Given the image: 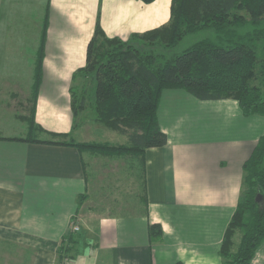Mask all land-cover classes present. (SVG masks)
<instances>
[{"label":"crops","instance_id":"0c3cea01","mask_svg":"<svg viewBox=\"0 0 264 264\" xmlns=\"http://www.w3.org/2000/svg\"><path fill=\"white\" fill-rule=\"evenodd\" d=\"M170 2L0 0V243L27 253L16 264H56L60 241L70 232L77 243L68 264H221L242 165L264 134L263 115L244 116L232 99L163 90L157 120L167 142L144 151L145 204L136 182L135 205L114 216L92 207L88 195L100 188L98 173L111 162L51 143L95 141L74 124L69 90L97 21L106 36L126 41L166 24ZM39 53L37 141H30ZM150 224H159V242L149 241ZM250 264H264V242Z\"/></svg>","mask_w":264,"mask_h":264},{"label":"trees","instance_id":"16d2710c","mask_svg":"<svg viewBox=\"0 0 264 264\" xmlns=\"http://www.w3.org/2000/svg\"><path fill=\"white\" fill-rule=\"evenodd\" d=\"M206 30L212 35L169 55L168 49L184 37ZM40 54L29 99L30 141H37L32 137L37 130L34 105ZM166 89H182L199 100L232 99L244 116H264V0H171L166 24L126 41L106 36L97 21L85 65L74 73L69 90L74 124L81 113L91 111V122L125 135L126 143L71 138L51 143L74 146L80 153L127 165L145 204L144 151L167 142L157 120L160 96ZM242 170V190L219 248L221 264H250L264 242V134ZM148 236L151 243L162 239L159 224L149 225ZM76 243L73 232L61 239L56 264L69 263Z\"/></svg>","mask_w":264,"mask_h":264},{"label":"rangeland","instance_id":"374dc122","mask_svg":"<svg viewBox=\"0 0 264 264\" xmlns=\"http://www.w3.org/2000/svg\"><path fill=\"white\" fill-rule=\"evenodd\" d=\"M210 34L212 35V32L206 30L188 35L184 37L175 47L168 49V53L169 55L180 53L194 42L203 37L210 36ZM93 117V113L88 110L81 113L80 117H78V123L76 125L80 127L79 129L83 137L89 138V136H91L96 142H108L111 144L126 142L127 137L125 135L108 130L98 123L91 122L90 119ZM97 167L98 166L95 164L94 168ZM96 171H99V168H97ZM119 171L125 172V174H120ZM115 175L118 177L116 181L113 180ZM98 176L100 178L103 177L100 182V188L96 189L93 186L91 189L92 193L89 190L88 194L92 198L90 199L92 201V207H103L102 209L106 211L108 210V212H116L117 214H120L122 213L121 209H129L135 205L134 201L137 200L135 197L137 188L134 183V178L128 174L127 165H122L119 160H113L108 167L105 166L104 170L102 169V171L98 173ZM93 182V180L90 181L92 184ZM88 195L84 194L85 198ZM26 254L27 253L25 251H19L11 245L0 243V264H16L15 261L21 259L22 256L25 257Z\"/></svg>","mask_w":264,"mask_h":264},{"label":"built area","instance_id":"2783aa9c","mask_svg":"<svg viewBox=\"0 0 264 264\" xmlns=\"http://www.w3.org/2000/svg\"><path fill=\"white\" fill-rule=\"evenodd\" d=\"M72 230H73L74 232H77V231L79 230V228H78L77 226H73Z\"/></svg>","mask_w":264,"mask_h":264}]
</instances>
